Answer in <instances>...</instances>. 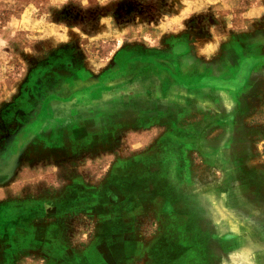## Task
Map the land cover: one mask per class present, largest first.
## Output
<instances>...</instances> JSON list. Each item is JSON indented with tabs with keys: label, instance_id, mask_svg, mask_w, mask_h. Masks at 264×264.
<instances>
[{
	"label": "rangeland",
	"instance_id": "1",
	"mask_svg": "<svg viewBox=\"0 0 264 264\" xmlns=\"http://www.w3.org/2000/svg\"><path fill=\"white\" fill-rule=\"evenodd\" d=\"M100 246L264 264V0H0V264Z\"/></svg>",
	"mask_w": 264,
	"mask_h": 264
},
{
	"label": "crops",
	"instance_id": "2",
	"mask_svg": "<svg viewBox=\"0 0 264 264\" xmlns=\"http://www.w3.org/2000/svg\"><path fill=\"white\" fill-rule=\"evenodd\" d=\"M177 149L176 148L173 149V148H170V146H168V148L166 149V154L171 153V152L176 153V152H178ZM147 161H141V160H135L134 161V160H132V161L129 162V166L128 167L131 169V171H130L129 178H127V179H130V177H133V179L128 180L129 184H137L138 183L136 181L140 180V172H141L140 170L143 171L147 167H149L148 164H147ZM139 184H140V182H139ZM85 195H88V194H85ZM120 223L121 222L118 221V224H120ZM172 239H174V237H172ZM100 247L102 249L101 250V254H103L104 260L106 261L108 259V263L112 264V263H110L111 260L109 258H106V257H108L110 255L109 252L104 247H102V246H100ZM173 256L174 255H172V254L168 255L167 258H162L161 256H159L158 259H160L163 262L162 264H179L178 263V259H174Z\"/></svg>",
	"mask_w": 264,
	"mask_h": 264
}]
</instances>
